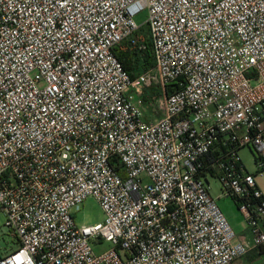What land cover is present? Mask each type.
I'll return each instance as SVG.
<instances>
[{
    "label": "built area",
    "instance_id": "2783aa9c",
    "mask_svg": "<svg viewBox=\"0 0 264 264\" xmlns=\"http://www.w3.org/2000/svg\"><path fill=\"white\" fill-rule=\"evenodd\" d=\"M144 10L155 64L132 77L115 50ZM263 176L264 0H0V206L18 241L0 264H234L264 247ZM89 197L104 220L78 224Z\"/></svg>",
    "mask_w": 264,
    "mask_h": 264
},
{
    "label": "rangeland",
    "instance_id": "374dc122",
    "mask_svg": "<svg viewBox=\"0 0 264 264\" xmlns=\"http://www.w3.org/2000/svg\"><path fill=\"white\" fill-rule=\"evenodd\" d=\"M135 19L141 25L137 37L147 40V38H149L147 24L145 23L147 20V10L136 15ZM141 72L143 71H140V73ZM147 92L149 93V97H147L149 101H143L142 99L141 102L144 103H141V105L144 106L145 114H148V117L146 116V118L152 119L159 115L155 109L156 101H154L155 98H158L159 89L157 86H153L148 88ZM240 156L247 170L251 173H256L257 168L252 151L249 148H242L240 150ZM209 181L211 185V195L224 213L231 227L237 235L243 234L246 227L243 213L239 210L233 198L228 196L220 197L221 183L218 178L210 175ZM258 181L262 184L264 189V176L259 178ZM75 219L78 224L94 225L104 220V213L97 200L94 197H89L82 203L80 210L75 212ZM5 223L6 214L0 206V254L10 253L18 246L17 239L11 235ZM92 246L96 252H100L110 245L109 242L101 243L93 241Z\"/></svg>",
    "mask_w": 264,
    "mask_h": 264
},
{
    "label": "trees",
    "instance_id": "16d2710c",
    "mask_svg": "<svg viewBox=\"0 0 264 264\" xmlns=\"http://www.w3.org/2000/svg\"><path fill=\"white\" fill-rule=\"evenodd\" d=\"M138 32L129 40L124 41L121 46L117 47L115 54L122 66L129 72L132 77L154 66L155 58L149 38L146 40L147 47L145 50H140L137 47H132V42L136 40Z\"/></svg>",
    "mask_w": 264,
    "mask_h": 264
},
{
    "label": "crops",
    "instance_id": "0c3cea01",
    "mask_svg": "<svg viewBox=\"0 0 264 264\" xmlns=\"http://www.w3.org/2000/svg\"><path fill=\"white\" fill-rule=\"evenodd\" d=\"M149 97V96H147ZM146 97V94L143 96V101H149V99ZM144 103V102H142ZM143 110H144V106H142ZM146 113V112H145ZM145 116L148 117V114ZM258 184L260 186V188L262 189L263 193H264V189L261 183ZM246 228H245V233L246 232ZM242 235V234H241ZM7 254V253H5ZM5 254H0L1 255H5ZM234 264H264V247H258V248H254L252 250H250L244 257L238 259Z\"/></svg>",
    "mask_w": 264,
    "mask_h": 264
}]
</instances>
